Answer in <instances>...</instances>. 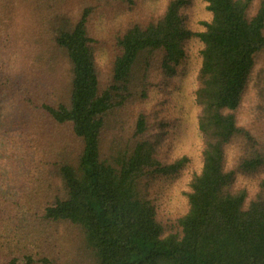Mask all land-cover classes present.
<instances>
[{"label": "trees", "instance_id": "1", "mask_svg": "<svg viewBox=\"0 0 264 264\" xmlns=\"http://www.w3.org/2000/svg\"><path fill=\"white\" fill-rule=\"evenodd\" d=\"M191 2L0 0V122L15 114L36 163L0 180V264H264V0H205L199 30ZM191 39L201 166L168 214L158 185L190 166L168 104Z\"/></svg>", "mask_w": 264, "mask_h": 264}, {"label": "rangeland", "instance_id": "2", "mask_svg": "<svg viewBox=\"0 0 264 264\" xmlns=\"http://www.w3.org/2000/svg\"><path fill=\"white\" fill-rule=\"evenodd\" d=\"M154 1L156 4L158 0ZM187 14L191 28L194 30L201 29L200 22L210 18L205 0H192L190 7L187 9ZM113 17L110 15L109 18H103V22L99 23V26H108ZM200 48L201 44L196 39H191L186 43V59L180 66L175 81V89L168 104L169 113L173 117L168 135L171 154L173 156L186 155L190 158L188 168L177 175L162 179L156 190L157 208L168 212V214H177L185 210L186 197L184 192L188 188L190 175L193 171H199L201 166L202 141L197 128L198 106L195 103L194 96L196 74L200 64ZM1 117L0 180L4 185L3 190H5L6 187H15L21 177L28 172H33L36 163L30 157L29 151L25 152L20 137L10 130L15 127L10 125L13 117H16L15 114L12 111L3 112ZM244 181L252 188L253 184L250 179ZM53 244L56 247L55 251L61 250L63 248L62 238L59 242ZM55 247H52V249Z\"/></svg>", "mask_w": 264, "mask_h": 264}]
</instances>
